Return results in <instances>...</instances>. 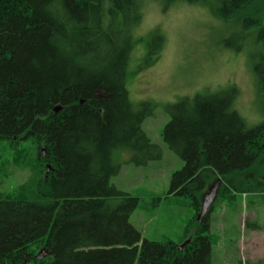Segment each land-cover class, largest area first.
Here are the masks:
<instances>
[{"label": "trees", "instance_id": "1", "mask_svg": "<svg viewBox=\"0 0 264 264\" xmlns=\"http://www.w3.org/2000/svg\"><path fill=\"white\" fill-rule=\"evenodd\" d=\"M144 1L0 0V141L32 139L43 156L17 197L3 195L0 177V264H213L209 216L182 250L143 238L131 223L139 198L112 183L122 170L116 150L133 152L139 166L162 157L143 129L153 109L135 110L126 82ZM160 1L165 10L205 2ZM212 10L237 19L241 38L257 29L250 45L264 105V0H217ZM237 92L196 94L167 109L163 139L185 162L168 195L190 196L198 211L216 176L234 195L264 185V121L247 126Z\"/></svg>", "mask_w": 264, "mask_h": 264}, {"label": "rangeland", "instance_id": "2", "mask_svg": "<svg viewBox=\"0 0 264 264\" xmlns=\"http://www.w3.org/2000/svg\"><path fill=\"white\" fill-rule=\"evenodd\" d=\"M216 5L217 0L179 2L165 10L160 0L144 1L143 19L134 30L137 43L126 82L135 110L153 109L143 129L161 147L162 157L139 166L133 161V152L116 150L113 158L122 170L112 183L139 198L131 223L143 238L180 246L194 238L204 217L209 216L210 232L206 235L211 238L213 264H264V185L256 192L234 195L225 192L224 179L216 176L201 196L199 211L190 196L168 195L173 173L185 166L162 136L171 119L170 106L184 97L216 94L233 87L238 91L236 110L247 126L253 128L264 121L253 70L255 51L250 45L257 29L241 38L239 21L215 17L212 9ZM155 36L163 41L157 50L153 48ZM40 152L32 139L15 145L0 141L1 191L5 197L9 193L17 197L21 185L38 177ZM213 191L216 196L200 220L206 198Z\"/></svg>", "mask_w": 264, "mask_h": 264}, {"label": "water", "instance_id": "3", "mask_svg": "<svg viewBox=\"0 0 264 264\" xmlns=\"http://www.w3.org/2000/svg\"><path fill=\"white\" fill-rule=\"evenodd\" d=\"M60 110V107H56L55 108V112H58ZM214 196H216L215 192L213 191V193L209 196H207L206 198V202L203 205V209H202V214L200 216V220L201 218H203V216H205V214L207 213L208 210V206L211 203V201H213ZM191 242V240H188L187 242H185L184 244L180 245V250H182L187 244H189ZM49 254L48 251L45 250H41L40 254L38 255V259L39 260H43L47 255Z\"/></svg>", "mask_w": 264, "mask_h": 264}]
</instances>
